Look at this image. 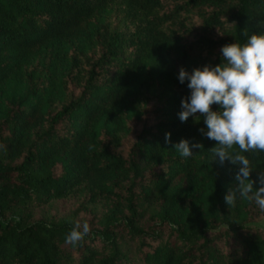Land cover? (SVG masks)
I'll list each match as a JSON object with an SVG mask.
<instances>
[{"label": "trees", "instance_id": "16d2710c", "mask_svg": "<svg viewBox=\"0 0 264 264\" xmlns=\"http://www.w3.org/2000/svg\"><path fill=\"white\" fill-rule=\"evenodd\" d=\"M262 22L264 0H0V264H264V211L224 200L238 166L178 117L180 68Z\"/></svg>", "mask_w": 264, "mask_h": 264}, {"label": "clouds", "instance_id": "9594fccd", "mask_svg": "<svg viewBox=\"0 0 264 264\" xmlns=\"http://www.w3.org/2000/svg\"><path fill=\"white\" fill-rule=\"evenodd\" d=\"M264 23V22H262ZM245 35L247 33L245 32ZM222 63L205 65L188 72L181 67L178 80L187 81L190 96L181 100L178 117L186 122L196 114L204 117L205 128L199 129L206 138L216 141L211 149L221 165L229 161L238 166L235 187L231 186L224 197L228 207H235L237 200L255 203L264 211V171L257 180L251 179L253 168L247 156L241 153L264 152V34H252L241 46L232 43L222 46ZM219 110L213 111L212 105ZM171 133L165 134V143H171ZM239 151L233 152V146ZM173 148L184 158L194 156L193 149H202L200 143L181 139ZM259 187L254 189V184ZM90 233L87 221H76L65 243L78 246Z\"/></svg>", "mask_w": 264, "mask_h": 264}, {"label": "rangeland", "instance_id": "374dc122", "mask_svg": "<svg viewBox=\"0 0 264 264\" xmlns=\"http://www.w3.org/2000/svg\"><path fill=\"white\" fill-rule=\"evenodd\" d=\"M255 224L264 229V216L260 217L255 221Z\"/></svg>", "mask_w": 264, "mask_h": 264}]
</instances>
